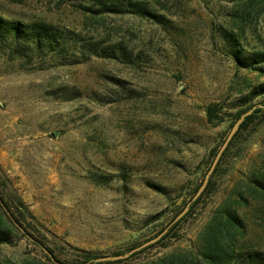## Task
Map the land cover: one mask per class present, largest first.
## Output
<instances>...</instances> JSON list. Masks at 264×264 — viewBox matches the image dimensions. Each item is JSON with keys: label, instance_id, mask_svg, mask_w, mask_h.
Returning <instances> with one entry per match:
<instances>
[{"label": "rangeland", "instance_id": "obj_1", "mask_svg": "<svg viewBox=\"0 0 264 264\" xmlns=\"http://www.w3.org/2000/svg\"><path fill=\"white\" fill-rule=\"evenodd\" d=\"M132 1L161 23L96 15L94 0H0L7 20L42 21L82 45L127 55L76 53L51 66L0 53V194L36 241L12 235L0 264H50L41 246L52 264H80L85 252L124 255L159 235L153 247L97 264L199 260L203 233L228 210L241 227L223 232L233 252L227 264H250L255 254L264 261V191L255 184L264 180V113L237 135L189 211L211 151L233 126L229 115L262 81L236 64L226 35L244 56L264 52V0ZM210 104L221 107L223 122L207 121Z\"/></svg>", "mask_w": 264, "mask_h": 264}, {"label": "trees", "instance_id": "obj_2", "mask_svg": "<svg viewBox=\"0 0 264 264\" xmlns=\"http://www.w3.org/2000/svg\"><path fill=\"white\" fill-rule=\"evenodd\" d=\"M94 2L98 9L92 10L91 12L95 13L96 15L133 14L142 18H150L158 23H161L162 20L161 16L152 14L147 10V8L137 2H133L132 0H94ZM226 40L231 47V56L236 64L241 68L256 72L257 75L262 78V81L257 85L252 86L249 89L248 93L239 99V105H235L238 110L235 113H231L229 115V119L231 121V124L233 125L242 114L254 108L252 114L245 118L244 122L240 125L239 130L236 132L233 139L229 143L227 149L224 151L215 167V171L209 177L204 191L195 201L192 202L191 206L189 207L190 213L193 211L194 207L197 206L199 201L209 192L212 186L211 180L215 175L223 156L236 140L237 135L249 124L260 118L262 113H264V52H256L253 54H249L248 56H244L243 53L239 51V49H237V46H240L237 37L226 35ZM75 43L80 44V41L76 40L75 37L70 33V31H67L65 29H59L56 26L46 24L42 21L31 23L11 21L3 18L0 15V53L6 55L10 59H37L41 60L43 64H45L46 59H49L53 64L51 66H56V64H64L67 56H73L76 53H79V55L86 54L87 60L92 57L117 59L118 55L124 58L127 57L123 49H119L112 45L102 47L96 44H80L81 47L77 48L75 47ZM256 99H260L259 104L252 105L251 103ZM221 112L222 109L218 104L208 105L205 109L207 121L210 124L223 122ZM216 154L217 150L211 151L209 165L205 172L209 171ZM203 181L204 177L200 180L199 184L193 188V192L190 198L191 201L197 193L198 189L201 187ZM255 184L258 188L264 191V180H255ZM183 210L184 208L181 209V211L177 212L171 222H173ZM226 212V219L224 222H222L221 224L219 223V226L216 227H207L206 231L203 233L204 239L203 245L199 251V260H183L180 257L177 260L178 264H227V258L231 257L233 252L230 250V248H228L227 242H224L223 232H227L228 236H233V229H235V227H241V225L240 221L235 215V212L230 210ZM158 217L159 215H156L155 219H157ZM11 218L22 229L24 228L21 221H19V219L15 216L9 204L5 202L3 196L0 194V246L2 244H10V238L12 237V235L24 237L20 230L11 221ZM183 219L185 218L176 221V223L168 230L166 236L162 238V240L167 238L173 232V230L176 229L179 223L183 221ZM26 235L28 234L25 233V236ZM153 246L154 245H150V247ZM145 249L147 248L140 250V252L144 251ZM117 255L121 254H116L114 256ZM96 259L98 258H94L91 253L85 252L80 264H97L94 262V260ZM248 259L250 264H264V261H262V258L259 254H255L253 257H250ZM48 261H50V264L53 263L50 258ZM56 262L58 261L56 260ZM175 262L176 261H171V264H177Z\"/></svg>", "mask_w": 264, "mask_h": 264}, {"label": "water", "instance_id": "obj_3", "mask_svg": "<svg viewBox=\"0 0 264 264\" xmlns=\"http://www.w3.org/2000/svg\"><path fill=\"white\" fill-rule=\"evenodd\" d=\"M253 110H254V108H252L251 110H249L246 113L242 114L239 117V119L233 124V126L231 127V130H230L229 134L227 135L225 141L223 142V144L220 147V149L217 151V154H216V156H215V158H214V160L212 162V165H211L209 171L207 172V174H206V176L204 178V181H203L201 187L198 189L197 193L195 194V196L193 197V199H192L191 202L195 201L200 196V194L204 191V189H205V187L207 185L209 176L214 171V169H215L218 161L220 160L221 156L223 155L224 151L227 149V147H228L229 143L231 142V140L233 139L234 135L239 130L240 125L244 122V120H245L246 117H248L249 115L252 114ZM189 204L184 208V210L176 217V219L173 222H176L178 219H180L187 212ZM11 221L20 230V232L25 235L24 229H22L12 218H11ZM160 236L161 235H159L158 237L152 239L151 241H147L146 243L140 245L136 249H133L132 251H130V252L124 254V255H117V256H111V257H102V258H99V259L94 260V262L95 263H100V262H115V261H118V260L126 259L131 254H133L134 252H137V251H139V250H141V249H143V248H145L147 246H150L153 243H155L160 238ZM26 237H28L33 242H36L29 235H26ZM41 248L50 257V259L54 262V260L50 256V254L45 250V248H43L42 246H41Z\"/></svg>", "mask_w": 264, "mask_h": 264}]
</instances>
